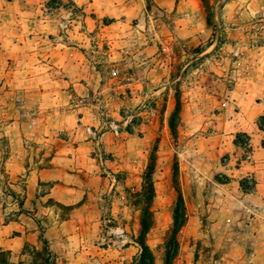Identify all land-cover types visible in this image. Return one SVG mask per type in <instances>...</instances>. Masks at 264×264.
<instances>
[{
    "label": "rangeland",
    "instance_id": "374dc122",
    "mask_svg": "<svg viewBox=\"0 0 264 264\" xmlns=\"http://www.w3.org/2000/svg\"><path fill=\"white\" fill-rule=\"evenodd\" d=\"M154 161L155 264H264V0H0V264H138Z\"/></svg>",
    "mask_w": 264,
    "mask_h": 264
},
{
    "label": "trees",
    "instance_id": "16d2710c",
    "mask_svg": "<svg viewBox=\"0 0 264 264\" xmlns=\"http://www.w3.org/2000/svg\"><path fill=\"white\" fill-rule=\"evenodd\" d=\"M156 154L157 152H155V155ZM155 173L156 165L154 161V163L149 166L147 173L143 178V185L141 191L136 195L138 198L141 228L140 236L137 239V242H135L136 247L140 251V258L138 264H155V257L151 252L150 248L147 246V237L154 223L153 205L156 198ZM178 195V211L175 214L176 218L174 219V228L172 231V235H177L179 229L183 227V222L180 220V218H178V215H180L178 212H182L184 210L183 198L180 193H178ZM19 209H23L22 203L19 204ZM35 223L37 224L40 231L39 242L41 244V251L35 253L37 258V262L35 264H51L53 258L55 257V254L51 250L49 241L45 237V230L43 229L41 223L36 219ZM167 243L169 245L173 243L172 239L170 238V235L167 236Z\"/></svg>",
    "mask_w": 264,
    "mask_h": 264
},
{
    "label": "crops",
    "instance_id": "0c3cea01",
    "mask_svg": "<svg viewBox=\"0 0 264 264\" xmlns=\"http://www.w3.org/2000/svg\"><path fill=\"white\" fill-rule=\"evenodd\" d=\"M48 241H49V240H48ZM49 243H50L51 250L54 252V254H55V255H61L60 253L55 252V251H57V250H56V246L53 244V242H50V241H49Z\"/></svg>",
    "mask_w": 264,
    "mask_h": 264
},
{
    "label": "built area",
    "instance_id": "2783aa9c",
    "mask_svg": "<svg viewBox=\"0 0 264 264\" xmlns=\"http://www.w3.org/2000/svg\"><path fill=\"white\" fill-rule=\"evenodd\" d=\"M113 77H114V78H117V77H118V72H114V73H113Z\"/></svg>",
    "mask_w": 264,
    "mask_h": 264
}]
</instances>
